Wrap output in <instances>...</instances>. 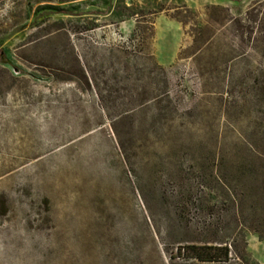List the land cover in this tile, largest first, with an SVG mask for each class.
I'll return each instance as SVG.
<instances>
[{
  "label": "rangeland",
  "instance_id": "374dc122",
  "mask_svg": "<svg viewBox=\"0 0 264 264\" xmlns=\"http://www.w3.org/2000/svg\"><path fill=\"white\" fill-rule=\"evenodd\" d=\"M1 53L0 264H188L244 236L264 264L225 200L264 152V0H2Z\"/></svg>",
  "mask_w": 264,
  "mask_h": 264
},
{
  "label": "trees",
  "instance_id": "16d2710c",
  "mask_svg": "<svg viewBox=\"0 0 264 264\" xmlns=\"http://www.w3.org/2000/svg\"><path fill=\"white\" fill-rule=\"evenodd\" d=\"M41 10H49L47 16L62 12L55 6H43L38 9ZM127 10L128 14L124 15L125 20L143 15L132 8ZM153 35L154 30H143L141 33L139 31L141 45L145 47ZM2 56L3 53L0 54V60L4 61ZM121 148H123L122 144ZM252 154L254 160L250 164L248 162L244 164L249 174H245L237 191L228 189L225 200L232 204L231 209L242 229L256 234L261 241H264V152L260 147L255 146ZM202 212L206 213L204 210ZM220 223V220L214 219L208 226L215 228ZM243 234V232L239 233L238 236L242 237ZM243 244L239 246L236 238L230 243L221 239L205 238L204 241L195 240L184 246H178V253L187 261H191L188 264H259L247 251L245 236Z\"/></svg>",
  "mask_w": 264,
  "mask_h": 264
}]
</instances>
